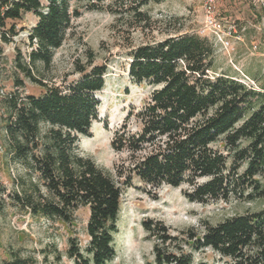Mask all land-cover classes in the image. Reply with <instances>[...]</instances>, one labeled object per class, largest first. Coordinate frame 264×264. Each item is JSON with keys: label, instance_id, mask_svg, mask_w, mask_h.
Segmentation results:
<instances>
[{"label": "trees", "instance_id": "obj_1", "mask_svg": "<svg viewBox=\"0 0 264 264\" xmlns=\"http://www.w3.org/2000/svg\"><path fill=\"white\" fill-rule=\"evenodd\" d=\"M78 1L88 11L103 10L95 0ZM112 1L148 22L141 9L164 0ZM27 14L37 18L28 37L32 66L21 63V54L16 66L37 82L33 65H51L81 12L70 0H0V44L18 36L17 22ZM215 53L207 40L189 35L131 50V81L153 91L139 111L127 116L137 120L138 131H131L127 121L112 139L113 150L129 156V166L116 167L120 183L77 152L79 137H91L100 120L95 94L105 87L107 66H81L78 81L66 88L44 86L38 97L22 98L18 90L10 94L6 132L11 160L28 173L16 179L7 196L10 204L66 225L73 224L81 208L88 209L89 242L82 248L77 238H70L67 256L74 264H108L116 257L122 196L136 182L154 190L182 188L187 201L202 205L264 199V91L218 74ZM6 194L0 182V201ZM142 227L155 241L154 264H196L195 255L207 250L229 264H264V209L216 225L205 222L203 232L189 228L173 233L156 220H145ZM62 258L57 252L54 262L46 255L40 263L35 256L12 251L3 264H63Z\"/></svg>", "mask_w": 264, "mask_h": 264}, {"label": "rangeland", "instance_id": "obj_2", "mask_svg": "<svg viewBox=\"0 0 264 264\" xmlns=\"http://www.w3.org/2000/svg\"><path fill=\"white\" fill-rule=\"evenodd\" d=\"M70 1L81 15L73 20L62 47L54 52L51 65L41 62L33 65L37 82L20 73L16 66L18 54H21V63L31 65L32 47L28 37L37 18L25 15L17 22L18 36L9 44H0V182L7 189L0 201L3 207L0 210V264L12 251L35 256L40 263L46 255L54 262L59 252L63 264H74L67 256L69 239L77 238L82 248L89 242L86 208L75 213L72 225H66L33 217L10 204L7 196L16 188V179L28 177L26 170L13 162L10 155L6 99L13 92L18 90L22 98L38 97L45 93L44 86L66 88L78 81L81 66H88L90 62L93 66H107L105 87L95 94L101 104L100 120L93 124L91 137H79L77 152L120 183L116 167L129 166V156L116 153L111 146L112 139L128 121L129 113L139 111L153 91L150 86L131 81L128 75L131 50L169 37L195 36L215 48L218 74L264 91V0H215L212 15L206 10L208 0H164L141 9L149 16L148 22L136 19L122 9V3L116 5L112 0H95L103 8L101 11H88L85 2ZM16 80L23 86L17 88ZM127 124L131 131H138L139 124L134 117ZM263 209L264 199L254 202L232 199L202 205L187 201L182 188L165 186L154 190L136 182L122 196L119 233L115 236L116 257L108 264H154L155 241L142 227L145 220L161 221L173 233L189 228L203 232L205 222L216 225L233 216ZM195 262L229 264L211 250L196 254Z\"/></svg>", "mask_w": 264, "mask_h": 264}, {"label": "built area", "instance_id": "obj_3", "mask_svg": "<svg viewBox=\"0 0 264 264\" xmlns=\"http://www.w3.org/2000/svg\"><path fill=\"white\" fill-rule=\"evenodd\" d=\"M215 0H208L206 4V10L208 15H212L214 9Z\"/></svg>", "mask_w": 264, "mask_h": 264}, {"label": "bare ground", "instance_id": "obj_4", "mask_svg": "<svg viewBox=\"0 0 264 264\" xmlns=\"http://www.w3.org/2000/svg\"><path fill=\"white\" fill-rule=\"evenodd\" d=\"M117 110L115 109L114 112H116Z\"/></svg>", "mask_w": 264, "mask_h": 264}]
</instances>
